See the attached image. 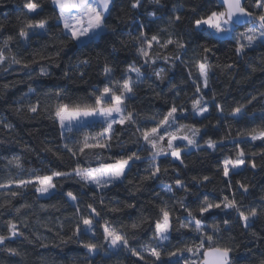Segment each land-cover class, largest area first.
Here are the masks:
<instances>
[{
    "label": "snow or ice",
    "instance_id": "snow-or-ice-1",
    "mask_svg": "<svg viewBox=\"0 0 264 264\" xmlns=\"http://www.w3.org/2000/svg\"><path fill=\"white\" fill-rule=\"evenodd\" d=\"M44 3L52 5L53 14L37 20L35 16L43 11ZM168 3L169 0H128L127 9H120L123 15L117 17V24L132 23L138 35L131 40L120 39L119 48L115 38L124 33L109 23L117 0H22L18 5L21 16L17 17L15 33L5 34L8 22L0 23V71L4 73L10 72L15 65L19 70L26 71L30 80H47L52 73L43 66L35 76L31 75L34 65L47 62L60 68L58 61L66 49L71 47L78 53L76 59L62 69L60 79L66 82L65 86L53 84L44 92L29 87L28 92L12 106L18 116L26 108L32 118L44 115L56 126L62 143L58 147L45 143L41 151L51 152L61 161L67 155L74 166L67 169L49 167L44 172L27 169L26 175L18 178L10 176L0 182V189H9L8 196L11 197L0 203V209L10 210L16 216L34 207L27 201L18 207L12 203L28 191L34 193L36 201L51 199L59 194L64 204L73 211L63 221L57 218L55 225L37 216L39 227L58 237V243L45 242L47 237L38 230L32 231L34 239H30L16 221L8 219L5 222L6 233L0 232V264H10L16 258L26 260L27 252L22 246H13L17 240L33 246L38 243L39 249L44 250L35 251L36 264H48V252L59 249V255L70 244L84 252L82 258L72 259L71 264H77L80 259L84 264H106L113 257H117L115 264H122L118 259L121 252L134 258L132 264H237L239 257L236 254L242 248L246 255H255L249 244L238 241L236 237H231L226 243L222 241L224 233L232 230L233 214L245 240L264 241V234L254 229L256 222L264 219V189L246 204L255 185L240 180L234 185L232 181L233 176L245 169L253 172L264 169V147L259 151H248L241 146L255 142L264 145V91L252 94L244 103L238 102L226 113L225 105L217 102V93L213 92L209 101L205 99V90L211 88V76L217 69L228 75L230 82L242 66L252 74L264 72V51L257 52L264 49V0H198L187 8L184 4L173 3L170 9ZM148 6H152L151 11L147 10ZM142 15L147 16V23L137 19ZM164 15H167L166 26L158 27L149 35L150 26L157 24ZM185 20L188 27L177 31ZM53 27L58 36L53 33ZM164 33L166 36L162 35ZM128 35L131 36V33ZM33 38L37 41L47 39L49 43L34 49L30 60L19 57L13 51V45L27 49ZM50 47L55 48V52H49ZM130 47L134 48L135 55L131 62H124L126 67L117 76L109 56L103 53L110 48L111 55ZM97 48L101 50L93 55V50ZM221 48L225 50L226 57L231 53L235 60L220 62L217 53ZM189 52L191 56H188ZM254 52L259 56L255 64L249 62V53ZM214 57H217L215 63ZM161 59L169 68L155 67ZM94 60L103 77L102 87L90 85L86 78ZM178 65L183 66L187 75L180 79L179 84L171 83L175 76H170L169 72ZM142 68L151 69L150 76ZM151 77L161 84L169 81L168 92L175 91L177 96L179 85L190 82L194 91L191 97L186 98L190 99L191 112L183 101L177 103L176 99L165 100L163 111L137 112L129 102L136 99L137 86ZM77 80L89 85L90 91L73 98L74 92L67 85ZM12 86L7 83L0 86V94ZM29 94L37 98L36 102L23 105L20 101ZM41 96L52 103L41 105ZM155 98L161 99L162 96L157 93ZM257 101L261 103L258 115L255 109L249 111V106ZM212 107L217 113L216 122H209L213 129L220 127L221 120L226 118L235 123H251L252 126L243 127L232 135L233 124L228 123L225 127L229 131L214 139L207 135L208 124L181 122L188 120L190 115L208 119ZM257 119L259 123H256ZM3 126L12 127L7 123ZM96 128L99 130L93 131ZM128 130H131L132 138L125 141L122 134ZM229 145L235 147V153L223 156L214 164L216 172L222 177L223 187L218 190L219 195L210 196L199 191L200 187L211 182L208 175L191 178L197 191H192L188 183L180 178L181 166L188 167L183 157L190 154L191 149L215 153ZM25 150H28L27 146ZM145 152L146 155L143 154ZM258 157L259 164L256 162ZM161 158L168 160V164L162 165ZM7 164L23 170L19 155H13ZM140 164L147 165L145 174L140 175L137 171L132 175L133 169H138ZM170 171L175 173V187L161 180ZM68 181L80 186L78 194L73 190L62 191L64 182ZM156 181H160L156 185L159 191L153 190V197L161 203L156 204L154 199L149 201L156 209L155 215L146 214L144 206L137 209L136 203H124L123 207L118 199L105 203V193L113 187L127 184L129 196L135 197L150 187V182ZM177 191L183 195L176 197ZM212 191L215 193L217 189ZM89 193L90 202L82 206L81 198ZM166 196L174 197L171 206ZM190 196L199 200L195 208L189 204ZM38 208L40 212L49 209L60 211L59 202L52 205L41 203ZM128 209L140 213L130 223L117 227L107 218L108 213L119 214ZM176 209L180 210L179 213ZM209 220L212 222L208 223ZM65 221L71 224L70 235L64 232ZM23 227L28 228V223L24 222ZM255 264H264V252L259 253Z\"/></svg>",
    "mask_w": 264,
    "mask_h": 264
},
{
    "label": "trees",
    "instance_id": "trees-1",
    "mask_svg": "<svg viewBox=\"0 0 264 264\" xmlns=\"http://www.w3.org/2000/svg\"><path fill=\"white\" fill-rule=\"evenodd\" d=\"M22 0H3V3H0V23H4L7 21V31L5 34H14L16 31L17 26V17L21 16V8L18 7ZM198 0H169L168 8L172 7V4H184L185 8L190 6V4L197 3ZM121 7L127 9L128 7V0H117V5L113 9L111 16L109 17V23L118 27L120 31L124 33L122 36H117L115 39L117 40L116 47L119 48L120 45L118 41L120 39L124 40H131L133 37L138 35V31L136 27L132 23L128 24H117V17L122 16L123 13L120 11ZM148 11L152 10V6H148ZM144 12V9L140 10ZM53 14V8L50 3H44L43 11L35 16V19H41L45 16H50ZM157 15H160V12H157ZM138 20H143L147 23V16L142 15L137 18ZM166 19L167 15H164L162 19L157 24H152L150 26L149 35L157 30L158 27H165L166 26ZM54 24V22H53ZM188 27V22H185L180 26L177 31L184 30ZM53 33L58 36L57 30L53 27ZM131 33V36L128 35ZM166 36V33L162 34ZM46 43H49L47 39L37 41L33 38L31 45L25 49L23 46L17 47L13 45V51L18 54L19 57L30 60L31 52L34 49L42 48ZM103 48V45H101ZM100 48L94 49L92 54L94 55L95 52L100 51ZM86 52L88 50H85ZM162 51V50H161ZM224 49L221 48L220 52L217 53V57L219 58L220 62L231 63L235 60V57L228 54L226 57L224 55ZM264 51V49L257 50V52ZM49 52H55V48H49ZM109 51L104 52L103 55L109 56V62L113 64L116 68V75L119 76L121 71L124 67H126L125 61L131 62L133 59L135 52L134 48L130 47L128 49L121 50L119 52H114L109 55ZM75 49L69 48L66 49L59 59V63L61 65L60 68H55L47 62H41L40 65H34L33 70L31 71V75L35 76L39 71L41 66L46 67L49 72L52 73V77L47 80H30L29 75L26 71L19 70L18 66H13L12 70L8 73H4L0 71V86L4 84L14 85L10 87L6 92L0 94V141L3 143L0 144V182L3 180L11 177H21L26 175L27 169H39L41 172L47 171L49 167L52 168H61L67 169L74 166V162L65 155L64 159L57 160L51 152L41 151V149L45 146V143L48 144L50 147H58L62 141L60 140L59 130L56 126H54L48 119L45 118L44 115H40L38 117L32 118L31 114L27 113L26 108L25 110L18 116L13 110L12 106L15 101L20 100L21 96L24 93L28 92V88L32 87L35 88L38 92H44L47 88L51 87L53 84H60L61 86H65L66 82L61 80L62 69L65 65L73 62L76 59ZM192 53L189 52L188 56H191ZM217 57L213 58V62H217ZM187 58V57H186ZM249 62L250 63H257L259 56L257 53H249ZM103 60H101V64ZM242 63V62H241ZM6 66V65H5ZM155 67H163L169 68V65L165 64V62L161 59L156 62ZM142 71H147L149 76L151 73V69L142 68ZM87 79L90 81V85H97L99 87L103 86V77L100 76V68L97 67L95 60L93 61L92 67L88 70ZM174 74L175 79L171 81V83L179 84V81L182 77H186L187 73L184 70L182 65H178L177 68L172 69L169 72V75L172 76ZM235 81H241V83L237 84ZM70 89L74 92L75 96H83L87 91H90V86L85 85L79 80H77L74 84L67 85ZM169 81H165L161 84L158 81H155L154 77L146 78L144 83L137 86V96L134 101H130L129 103L132 107L140 113H151L155 111H163L166 107L164 101L168 100L169 102L173 99H176L177 103L181 101L184 102L185 107L188 109L189 113L191 112V103L190 99L186 97H191L194 89L190 86V82L188 84H180L179 85V95L177 93L168 92ZM207 95L205 97L206 100L211 101V97L213 92L217 93V102L223 103L225 105V111H229L232 107H235L236 104L246 102V99L250 98L252 94H255L258 91H264V72H256L254 74L250 73V71L242 66L237 70V75L235 79L231 82L229 81V76L226 74H222L220 70H214V73L211 76V88L205 90ZM160 93L162 98L156 99V94ZM36 97L32 94H29L25 97L22 101H20L23 105H27L28 103H35ZM41 105L50 104L52 103L51 100L48 98L41 96L40 97ZM261 107V103L259 101L255 102L254 105L249 106V111L255 109L257 111V115L259 114V109ZM217 119V113L215 108L212 107L210 109V115L208 119L203 118H195L191 115L189 116L188 120L181 121L182 123H197L199 124H208L209 128L207 130V135L212 136L214 139H219L221 135H224L229 129L225 127L228 123H232L233 127L231 128L232 135H235L238 130L243 127H251V123L242 122V123H235L231 120V118H226L221 120L220 127L213 129L210 126L211 123H215ZM259 119L256 120V123H259ZM7 123L10 124L12 127L5 128L3 125ZM122 138L125 141H128L132 138L131 130L122 134ZM207 136L204 137L206 139ZM203 143V140L200 141ZM25 146L28 147V150H25ZM248 151H259L261 147L260 142L253 143H243L241 145ZM130 148L134 149V146L129 144ZM235 147L233 145H229L228 148L225 149H218L215 153L211 150L207 151H197L196 149L190 150V154L184 156L185 163L188 165L187 168L181 166V176L180 178L183 179L186 183H188L190 189L192 191H197L196 187H193L195 184L194 181L191 180L193 176L201 177L204 175H208L211 177V182L207 183L205 186L199 188L200 192L208 193L210 196L219 195V189L223 187L221 183V175L216 172L214 167L215 162L218 159H222L223 156L234 154ZM146 155V152L143 153ZM13 155H19L21 157V162L23 164V170H18L14 166H10L7 164V160L11 158ZM171 159L170 157L168 158ZM258 164L261 163L260 158H257L256 161ZM162 165H167L168 160L161 158ZM178 163V162H177ZM147 167L146 164H140L138 169H133V174L135 175L137 171H139L140 175L145 174L144 169ZM139 179V176L136 177ZM174 178L175 173H171L168 176H162L161 180L166 184H172L174 186ZM237 180L243 181L245 183L254 184L255 187L252 189L251 195L245 201L246 204L253 201L254 197H258L261 193V190L264 189V169H257L253 172L250 169H245L239 175H235L232 177L233 184ZM160 181H156L155 183H151L150 187H147L143 192L137 193L135 197H130L128 193L129 185L121 184L116 187H113L110 191H106L105 193V203L107 204L108 200L110 199H118L121 201V207H123L124 203H136L137 209H140L142 206L145 208V212L148 215H155L156 209L149 204L150 200L154 199L156 204H160L161 201L158 198L153 197V190L159 191V187H156ZM217 189L214 193L212 190ZM12 190H16L13 188ZM68 190H73L77 192L80 191V186L68 181L64 182V188L62 191L66 192ZM9 189H0V203H4L6 199H11L8 196ZM183 195L181 191L176 192V197ZM91 193L88 196L82 197V206L87 202H90ZM166 199L169 201V205H172V200L174 197L166 196ZM203 199V196L200 197ZM237 199H240V196L237 195ZM27 201L34 205L33 209L25 210L24 213L20 216H16L13 212L7 209H0V232L6 233L7 229L5 226V222L8 219H13L18 223L21 227V230L25 232L30 239H34L32 237V231H40L43 233L44 236L47 237V243L51 242H59V238L54 236L53 233L47 232L45 229L40 228L39 225L36 223L37 216L41 220H50L51 224L55 225L57 218L61 221L64 220L66 216H70L73 209L68 207L64 204V201L61 199L59 194L54 195L51 199L47 198H40L39 201L35 200V195L32 191H28V193L22 197L18 198L17 200L12 201L13 205L19 206L21 203ZM189 204L191 207L195 208L199 204V200H196L195 197L188 198ZM59 202L60 211H55L53 209H49L47 212H40L38 205L43 204H57ZM257 206V205H254ZM179 213V209H176ZM138 210L128 209L125 210L123 213L119 214H112L108 213L107 218L111 219L117 227L121 224L130 223L132 219H136L139 216ZM233 227L231 232L224 233V238L222 242H228L231 237H236L238 241H243L244 243L249 244L255 251V255H246L244 249L242 248L239 253L236 255L239 257L237 260V264H255V260L259 257L260 252H264V241L260 242H253L245 240L241 234V227L238 222L235 221V217L233 214ZM24 222L28 223V228H24ZM211 223L212 221H207ZM70 228L71 224L67 221L64 223V232L70 235ZM147 228V225H145ZM254 229L260 231L264 234V219L259 220L254 225ZM146 238V237H145ZM173 243H176L173 240ZM20 245L22 246L23 250L27 252V258L24 261H20L19 258L14 259L10 262V264H36L37 257L34 254L35 251L43 252V249H39L38 243L33 246L29 245L27 242H23L22 240H17L13 244V246ZM59 249H52L50 252L47 253L48 256V264H71V260L76 257H83L84 252L82 249H79L76 245H68L63 253L57 254ZM99 259V257H97ZM118 259L122 262V264H132L133 259L131 257H126L123 252L119 254ZM117 257H113L112 261L106 262V264H115ZM77 264H84L82 259L77 261Z\"/></svg>",
    "mask_w": 264,
    "mask_h": 264
},
{
    "label": "rangeland",
    "instance_id": "rangeland-1",
    "mask_svg": "<svg viewBox=\"0 0 264 264\" xmlns=\"http://www.w3.org/2000/svg\"><path fill=\"white\" fill-rule=\"evenodd\" d=\"M195 118H200V117H195ZM99 129L96 128V129H93V131H98ZM182 146V145H181ZM192 150V149H191Z\"/></svg>",
    "mask_w": 264,
    "mask_h": 264
}]
</instances>
